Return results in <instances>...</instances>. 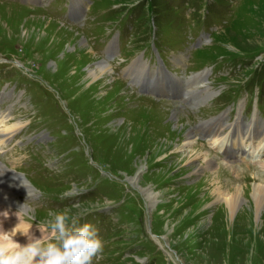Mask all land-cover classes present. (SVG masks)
I'll return each mask as SVG.
<instances>
[{"label": "rangeland", "instance_id": "374dc122", "mask_svg": "<svg viewBox=\"0 0 264 264\" xmlns=\"http://www.w3.org/2000/svg\"><path fill=\"white\" fill-rule=\"evenodd\" d=\"M204 1L94 0L89 8L93 14L92 22L97 26L93 32L99 33L105 27L100 24L113 20L110 18L119 16V13L127 12L135 4L131 9L138 8L139 13L147 18L148 24L144 31L138 30L134 51L140 48L139 44L148 42L152 33L150 19L160 24L166 20L170 23L169 30H162L158 41L161 44L162 40L177 38L172 41L167 52L178 54L179 58L173 61V67L185 75L217 59L218 64L227 65L226 73L229 75L212 80L211 87L218 92L216 103L210 108L207 106L213 102L206 105L200 103L203 106L197 109L195 115L189 113L192 108L182 100H163V108L162 103L149 94L139 98L133 94L128 96V92L134 91L130 87L125 90L121 81L110 82L111 86L105 90H92L87 83L81 82V72L86 71L87 64L92 61L86 62L83 44L75 36L78 33L84 40V36L92 33L86 26L84 34L76 28H73L75 32L70 31L58 22L35 15L24 6L0 2V52L10 55L9 59L12 60L5 56L4 60L12 62L11 67L18 76L14 79L23 88L33 90H37L41 82L50 90L41 86L45 93L54 100L53 113L44 114V110L32 106L27 92H22L19 100L21 104L12 111L13 122L23 121L15 134L12 129L5 130L4 127L11 124L9 115H6V120L2 118L4 121L0 119V158L11 168L26 172L42 190L34 185V189L15 198L17 204H21L18 201L20 198L31 195L30 200L25 202L30 205V215L34 219L28 221L29 214L22 211L26 223H38L49 210L68 209L70 213L78 214L81 221L90 215L97 216L86 221L96 227L104 240L99 264H145L149 261L150 264H264V204L259 215L261 219H256L258 217L248 211L250 204L255 202L250 199L254 190H249L255 182H264V166L251 158L248 152L236 153L232 160L226 161L221 153L218 154L216 145L211 147V143H217L220 147L218 141L221 137H211L210 143L204 125L200 123L221 111L234 92L240 91V88L238 91L234 89L237 83L245 81L251 84L256 81L255 76L264 80V0H248L241 8L236 24L217 33L200 50L197 49L203 45L200 36L193 37L200 28L195 27L194 30L185 24V35L188 33L185 39L181 26L182 17L194 15V9L202 17ZM225 3L232 8L228 0ZM176 4H179L181 11L174 9ZM238 4L240 2L233 3L234 6ZM88 5L87 0L81 1L83 22ZM151 7L156 13L150 17L147 13L153 11ZM43 18L51 21L48 22L50 27L48 23H42ZM36 27L41 29L38 34L33 31ZM174 28L178 31L174 32ZM52 29L72 38L69 37L70 40L62 45L58 43L57 50L54 44L53 47L49 44V36L45 38L41 35L42 31L46 33ZM189 38H193L192 42ZM191 44L197 45L191 50L194 61L190 56ZM184 47H188L186 51L182 50ZM159 73L161 77L162 71L159 70ZM25 76L33 78V81H28ZM229 82L231 88H226ZM190 87L192 85H186L185 89L189 96L197 98L205 93L203 90L192 93ZM28 92L35 95L33 103H37L35 92ZM235 97H240V104H247L246 94L236 93ZM260 106L264 110V92L261 94ZM44 107L47 110L51 108L46 103ZM253 108L256 111L255 105ZM170 111H177L174 118ZM246 114L243 107L242 116L247 118ZM178 116L182 120L180 124L184 123L188 132H192L191 144L182 142L187 130L179 126L174 128ZM226 122L227 117H222L216 123L221 128L220 132L228 131L224 127ZM32 136L33 141L37 139L36 146L29 148V145L34 144L29 139ZM235 136L237 139L236 132L231 135L233 146ZM198 137L202 139L198 140ZM22 140L24 145L19 142ZM177 141L182 143L178 146ZM199 149L213 158L214 166H217L215 172L225 180L224 188H221L222 196L217 194L214 182L210 180L212 171L196 166H205L203 152L198 160L187 158L192 150L198 152ZM33 151L43 157L38 160L32 156ZM244 154H248V157ZM105 169L110 172L106 176L111 179L105 177L108 180L103 181L101 178ZM0 171L3 173V183L7 182L5 175L9 174L3 172L1 167ZM128 175H139V185L150 187L156 192L157 201L151 204L138 186L127 182ZM11 179L18 181L21 178L14 175ZM232 187L239 188L243 194L242 202L236 204L237 211L233 216L225 208L223 199ZM16 188L21 190L18 183ZM34 191L37 196L32 195ZM121 193H126L127 200L121 197ZM108 205L111 209L117 205L123 208L113 213L91 214V211H98ZM12 214L17 217L14 212ZM32 233L39 237L37 233ZM25 242L28 243L27 236Z\"/></svg>", "mask_w": 264, "mask_h": 264}, {"label": "clouds", "instance_id": "9594fccd", "mask_svg": "<svg viewBox=\"0 0 264 264\" xmlns=\"http://www.w3.org/2000/svg\"><path fill=\"white\" fill-rule=\"evenodd\" d=\"M20 213H15L19 223L12 229L4 230L0 224V264H93L103 251L104 240L98 230L90 223L81 224L80 216L68 209L49 210L36 223L41 237L31 232L33 223H26ZM0 215L7 217L9 212ZM33 219L27 216L28 221ZM17 233L27 236L28 243L22 245L14 239Z\"/></svg>", "mask_w": 264, "mask_h": 264}, {"label": "bare ground", "instance_id": "6f19581e", "mask_svg": "<svg viewBox=\"0 0 264 264\" xmlns=\"http://www.w3.org/2000/svg\"><path fill=\"white\" fill-rule=\"evenodd\" d=\"M49 19V18H48ZM48 19H46V18H43V19H41V21H42V23H43V21L44 22H46V23H48L50 20H48ZM47 20V21H46ZM51 22V21H50ZM55 22V21H54ZM57 23V22H56ZM56 23H54V24H56ZM40 24V23H39ZM49 24V23H48ZM53 24V23H52ZM57 24H59V23H57ZM47 26H51V24H49V25H47ZM61 27H63V25L61 26ZM37 28V27H36ZM34 29L33 31H35L34 33H36V34H38L39 33V31L41 30L39 27L37 28V29ZM56 28V27H55ZM67 29H70V31H72V30H74L73 28H67ZM58 30V29H57ZM77 30V29H76ZM74 32H75V30H74ZM44 34V35H43ZM58 34H62V33H60L59 32V30H58V32L55 30V29H52V31H50L49 30V32H46V33H43V31H42V33H41V35H42V37H45L46 38V36H49L48 37V42H49V44L50 45H52V44H54L55 46H56V49L58 50V47H57V45H58V43H60L61 45L62 44H64V42H66V41H69L70 40V38H72V37H67V36H65V35H58ZM75 36H77L76 37V39L77 40H79V42H80V44L82 43L83 44V46H82V49L85 51V53L87 54V59H86V57H85V60H86V62H88V61H92V63L90 62V64L88 63L87 64V69H86V71H83V72H81V82H82V84H86L87 83V85H88V87L89 88H93L92 90H98L99 89V91H101V88H102V90H105V89H107V87H110L111 86V84L112 83H110V82H113V81H118V82H120L115 76H114V74L112 73V69H111V67H110V65L109 64H107L104 60H102L100 57H98L91 49H90V47L87 45V43H86V40L84 39L83 40V38L82 37H80V35L78 34V33H75ZM80 37V38H79ZM48 44V43H47ZM71 45V44H70ZM77 46V45H76ZM36 47V46H35ZM51 47H53V45L51 46ZM42 48V47H41ZM81 49V48H80ZM93 56V57H92ZM183 56V55H182ZM183 58V57H182ZM181 59V58H180ZM184 59V58H183ZM185 61V60H184ZM178 63H179V61H178ZM91 64H93V65H91ZM176 65H178L177 63H176ZM181 65V64H180ZM82 67V66H81ZM65 67L63 66V69H64ZM74 76L76 75V73L74 72V74H73ZM121 84H123V87H124V89L125 90H127L129 87L124 83V82H120ZM80 86H81V84H80ZM120 86V85H119ZM117 87V86H116ZM120 88V87H119ZM190 89V88H189ZM115 90H116V88H115ZM111 91V90H110ZM93 93V92H92ZM128 94V96L130 95L131 96V94H133V96H135V93L134 92H128L127 93ZM127 94L125 95L126 97H127ZM192 94V93H191ZM125 98V97H124ZM176 113H177V111H173V115L174 116H172L173 118L175 117V115H176ZM8 117L7 116H4V120H6ZM204 119V118H203ZM3 120V119H2ZM3 120V121H4ZM178 122H176L175 123V125H174V128L175 129H177L178 128V126H179V128H181L182 130H187L186 128H188L187 127V125H184V123H181L180 124V122L182 121L181 120V118L178 116ZM2 122V121H1ZM201 123V122H200ZM237 123H239V122H236V124ZM23 124V121H21V120H17V121H15L14 123H12V124H10L9 126L7 125H4V127H5V130H11L12 129V131L15 129V128H18V127H20L21 125ZM216 124V122L214 121V124H213V126ZM213 126H211L209 129H208V131H211L212 133H217V130H214L213 129ZM223 126H224V124H223ZM184 127V128H183ZM3 130V129H2ZM176 132V131H175ZM194 132V131H193ZM171 133V132H170ZM191 130H189V132H188V130L186 131V135H185V138H184V140L182 141V142H187V143H189V144H191L192 143V141H191V139H190V135H191ZM234 133L235 132H233L232 134L234 135ZM218 137H220V136H218V135H215V136H212V138H215V139H219ZM192 138V137H191ZM198 139V138H197ZM181 140V139H180ZM181 141H177V143L176 144H178V146L180 145V143H182ZM168 143V142H167ZM234 144L236 143V136L234 137V142H233ZM164 145V144H163ZM255 145V144H254ZM162 147V146H161ZM203 150V149H202ZM202 150H200L199 149V151L197 152H194L193 150L191 151L192 153H189V154H187L186 156H187V158H191L192 157V160H194L195 161V159H197L198 160V158L199 157H202L203 155H205V156H203V160H204V164H205V166L204 165H202L201 166V164H196V166H197V168H201L202 169V167H206L209 171L211 170L212 171V173L210 174V176H213L210 180L212 181V182H214V185H215V190H217L218 192H217V194L218 195H220V196H222L221 195V193H222V187L224 188V185H223V182L225 181L224 180V178H222V177H220L215 171H216V169H217V166L215 165L214 166V160H212L211 158H209L205 153H206V151L205 152H203ZM233 150V148H232V146H231V144L230 145H227L226 146V151L227 152H231ZM253 151H254V153H253V155H255L257 152H261L260 151V148L256 145L255 147H253ZM164 152V151H163ZM201 152H203V155H201ZM186 156H183L184 158H186ZM215 158H216V156H214ZM166 158V157H165ZM163 161V160H162ZM147 162V161H146ZM143 164V163H142ZM141 169V167L140 168H138V170H140ZM200 169V170H201ZM258 172V171H257ZM10 175V174H9ZM128 181L127 182H129V183H132L133 185H135V186H138L139 187V190L140 191H142V192H144L145 194H146V196L148 197V199H149V201L151 202V204H153V203H155L156 201H157V199H158V197L156 196V192H154L150 187H148V188H145V187H142V186H140L139 184H140V181H139V179H140V176L139 175H133V176H129L128 175ZM25 181L26 182H28V180H26L25 179ZM29 183V182H28ZM32 187V189H34V187L33 186H31ZM25 188V187H24ZM30 189V188H29ZM251 190H254V195L250 198V199H253V201L255 200V202L253 203V204H250L251 206L249 207L250 209L248 210L250 213H254V215H256L258 218H256V219H261V218H259V215H260V211H261V208L263 207V204H264V182H258V183H254L252 186H251V188H250V190L249 191H251ZM30 191H31V189H30ZM2 193V197L3 196H6L5 194H7V191H5L4 189H3V191L2 192H0V194ZM35 193V192H34ZM227 194V196L225 197V198H223L224 199V202H225V208L229 211V213L233 216V214L237 211V207H236V204L238 203H240V202H242V200L241 199H243L242 198V196H243V194H241V192L239 191V188H237V187H232L231 189H229V192H227L226 193ZM35 195V194H34ZM31 196V195H30ZM0 202H4V203H6L7 205H12L14 202H7V201H0ZM18 207L23 211V212H26V213H28V211L27 210H31V208L30 207H27V205H22V204H18ZM256 208V211H255V208ZM248 212V213H249ZM12 214V213H11ZM224 216V215H223ZM230 216V215H229ZM250 219V218H249ZM223 220V219H222ZM17 224V222L16 223H13L12 225L13 226H15ZM246 225V224H245ZM243 226V225H242ZM246 227V226H245ZM17 235H18V233H17Z\"/></svg>", "mask_w": 264, "mask_h": 264}, {"label": "trees", "instance_id": "16d2710c", "mask_svg": "<svg viewBox=\"0 0 264 264\" xmlns=\"http://www.w3.org/2000/svg\"><path fill=\"white\" fill-rule=\"evenodd\" d=\"M152 8V7H151Z\"/></svg>", "mask_w": 264, "mask_h": 264}]
</instances>
